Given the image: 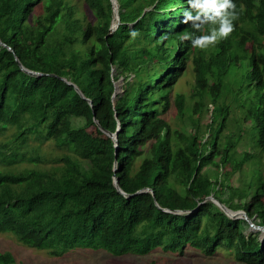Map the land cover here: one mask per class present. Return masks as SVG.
I'll return each instance as SVG.
<instances>
[{
  "label": "trees",
  "instance_id": "trees-1",
  "mask_svg": "<svg viewBox=\"0 0 264 264\" xmlns=\"http://www.w3.org/2000/svg\"><path fill=\"white\" fill-rule=\"evenodd\" d=\"M117 1L120 24L112 32L111 0H86L97 17L87 24L72 18L68 0H0V40L6 44H0V134L15 126L18 147L35 133L74 153L47 169H0V233H12L54 256L76 247L145 255L160 247L176 252L190 245L207 255L234 248L238 261L264 264V244L246 233L248 221L231 218L206 200L213 195L264 225V172L258 169L247 188L231 186L223 167L239 139L230 138L226 148L219 141L230 109L219 100L229 94L226 79L239 67L248 82V94L239 103L245 109L243 120L251 123L264 153V69L257 64L264 57V0H232L239 13L234 31L206 50L194 48L191 39L209 34L211 25L193 26L204 16L196 19L198 9L189 0ZM132 31L139 36L132 39ZM193 57L197 92L212 97V121L218 124L209 146H198L196 133L173 131L162 117ZM17 58L42 74L24 71ZM121 78L123 90L115 96ZM95 118L103 129L117 132L116 171L114 139L108 134L94 139L86 131L95 126L105 133ZM75 119H84V125L76 126ZM2 146L6 151L0 150V161L16 162L17 147ZM250 157L246 153L243 162ZM211 163L218 167L215 177L205 171ZM115 175L125 192L152 188L155 196L144 191L126 197L116 188ZM11 257L0 255V262Z\"/></svg>",
  "mask_w": 264,
  "mask_h": 264
},
{
  "label": "rangeland",
  "instance_id": "rangeland-1",
  "mask_svg": "<svg viewBox=\"0 0 264 264\" xmlns=\"http://www.w3.org/2000/svg\"><path fill=\"white\" fill-rule=\"evenodd\" d=\"M68 1L74 11L73 19L80 18L84 24L97 21L95 13L88 7L86 0ZM40 12H42L41 9ZM246 49L251 51L252 43L248 42ZM205 59H209V54L205 55ZM257 64L264 69V57H260ZM238 68L232 70L226 79L224 91L229 94L226 97L221 96L219 100V102L226 100L230 108L226 126L219 134V141L222 147L226 148L230 138L235 136L239 139L236 146L229 151V157L223 171L230 173L227 182L231 186L247 188L248 183L253 178L255 179L258 169L264 172V153L255 141L251 123L243 120L245 109L239 103H243L248 94V90H246L248 82L243 81L242 69L240 68V71L237 70ZM196 78L197 73L193 57L188 61L186 69L172 89L168 108L162 113V117L168 121L173 131H178L183 135L196 133L197 145L209 146L218 124L212 121V109L214 108L212 97L209 93L201 96L197 92ZM121 79L122 81H120ZM121 79L118 81L119 92H122L124 84V79ZM211 83L212 80H210ZM242 85H244V90L241 91ZM179 96L182 97L183 107H180L178 103ZM199 103H202L203 107H199ZM84 123V119L74 120L76 126H83ZM86 131L94 139H103L107 134L106 132L100 133L95 126L86 127ZM17 134L18 130L15 126H10L0 134V150L6 151V149H2L4 148L2 145L6 144L8 148L17 147L16 152L19 154L17 161L12 164L0 161V169L21 170L29 167L47 169L62 165L64 163L62 158L65 156L74 157V153L68 148L58 147L54 140L41 141L35 133L27 134L25 144L18 147L20 141H14ZM246 153L250 154L251 157L243 162ZM145 155L146 151L137 158L134 165L136 168L139 167L141 159ZM37 156L40 157L38 162H29L30 157ZM216 160L220 162V158ZM239 163H242L241 167L236 168ZM217 169L218 167L212 163L205 167V171L211 177L217 175ZM225 196H228V192ZM255 202L257 203V201ZM246 233L254 234L259 239L261 237V232L252 230L250 225L247 226ZM5 253L12 255L11 260L0 262V264H246L237 260L234 248L221 247L216 253L207 255L202 250L190 245L182 251L176 252L167 251L160 247L145 255L134 253L116 255L104 249L76 247L61 256H54L47 250L25 245L12 233H0V255H5Z\"/></svg>",
  "mask_w": 264,
  "mask_h": 264
},
{
  "label": "clouds",
  "instance_id": "clouds-1",
  "mask_svg": "<svg viewBox=\"0 0 264 264\" xmlns=\"http://www.w3.org/2000/svg\"><path fill=\"white\" fill-rule=\"evenodd\" d=\"M191 7L198 9L197 20L200 19V15L204 16V20H201L199 24L193 23V26L197 30H201L203 25L209 24V34L197 36L191 39L190 36H183V39H191L192 46L201 50H206L210 46H215L222 39H226L233 31V21L239 18V13L236 11V5L232 0H189ZM243 11V6H241ZM211 13V15H209ZM187 13L185 12V20ZM188 19H191L189 16ZM132 39L139 36L137 31L130 33Z\"/></svg>",
  "mask_w": 264,
  "mask_h": 264
},
{
  "label": "water",
  "instance_id": "water-1",
  "mask_svg": "<svg viewBox=\"0 0 264 264\" xmlns=\"http://www.w3.org/2000/svg\"><path fill=\"white\" fill-rule=\"evenodd\" d=\"M112 2V5H113V13L114 15L117 16V22L114 24L112 23L111 25V31L113 32L120 24V15H119V8H118V1L117 0H111ZM0 44L2 45H6L5 43H3L1 40H0ZM17 61L19 62L21 68L28 72L29 74L31 75H35V76H39L41 75L42 73L40 72H37V71H33V70H30V69H27L26 67H24V65L20 62V60L17 58ZM66 80V79H65ZM68 83L72 84L75 86L76 90L85 98L84 94L82 93V91L80 90V88L75 85L74 83L66 80ZM122 81V79L120 80ZM119 93V82L117 81L115 83V96L116 94ZM89 102L92 104V101L89 100ZM95 122L97 123V125H99V127L104 131L106 132L109 136H111L114 141H115V144H116V158H115V163H114V169L115 171L117 170V166H118V155H119V144H118V139H117V132L115 133H112V132H109L108 130H105L103 129L98 120L95 118ZM114 184L116 186V188L121 192L123 193V195H125L126 197H130L134 194H137V193H141V192H144V191H150L153 196H155V193H154V190L152 188H145V189H141V190H138L137 192H135L134 194H129L127 192H125L124 190H122V188L120 187V184H119V179L118 177L115 175L114 176ZM206 200H212L214 203H216L229 217L231 218H243L245 219L246 221H248L249 225L251 228H258V229H262L261 233H260V240L262 241V244H264V225H257L249 216L248 214L246 213V211L244 210H233L231 208H229L225 203L221 202L220 200H218L217 198H215L213 195H210L206 198ZM157 205L159 206V204L157 203ZM160 207V206H159ZM164 210L166 211H169V212H174V213H185L186 211L184 210H171V209H168V208H163Z\"/></svg>",
  "mask_w": 264,
  "mask_h": 264
},
{
  "label": "bare ground",
  "instance_id": "bare-ground-1",
  "mask_svg": "<svg viewBox=\"0 0 264 264\" xmlns=\"http://www.w3.org/2000/svg\"><path fill=\"white\" fill-rule=\"evenodd\" d=\"M117 22V16L115 15V17H114V20H113V23L115 24ZM252 230H254V231H262V229H258V228H252Z\"/></svg>",
  "mask_w": 264,
  "mask_h": 264
}]
</instances>
